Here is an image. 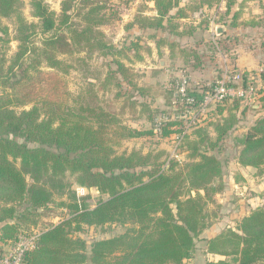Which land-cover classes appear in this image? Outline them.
<instances>
[{
  "label": "trees",
  "instance_id": "obj_1",
  "mask_svg": "<svg viewBox=\"0 0 264 264\" xmlns=\"http://www.w3.org/2000/svg\"><path fill=\"white\" fill-rule=\"evenodd\" d=\"M25 1H30L39 23L28 22L22 15ZM110 1L62 0L58 17L44 0H0V17L15 19L19 41L9 67L5 69V61H0V86L9 88L0 94V242L13 243L21 232L39 227L41 211L49 207L56 194L71 189L68 176L108 196L91 207L73 192L70 202L64 203L68 217L40 228L36 246L25 254V264H184L193 256L196 238L221 215L222 204L216 195L224 193L226 181L216 150L222 149L239 125L238 99L218 103L210 112L217 117L214 121L195 129L193 136L185 135L192 158L185 163L173 159L161 162L160 156L152 153L117 152L123 140L155 132L154 127L137 129L125 118L144 115L157 125L156 110L139 98L149 94L150 87L139 86L134 70L123 61L110 59L105 77L91 84L96 102L86 106L78 104L79 100L70 103L67 81L60 75L69 65L60 55L86 51L116 56L132 50L142 59L141 49L151 52L143 39L127 48H117L105 40L98 26L108 21L104 9H109ZM151 1L157 13H137L130 28L150 32L145 40L167 45L175 54L179 45L175 38L195 37L198 29L197 25L180 28L178 20L187 17L188 11L210 8L221 0ZM226 1V11L218 20L231 15L230 23L224 22L236 32L240 25H248L239 20L251 0ZM261 23L264 20L257 25ZM38 34L43 35L40 44L35 41ZM189 46L193 49L190 56L180 46L186 53L184 61L191 68H201L208 51ZM242 75V84L247 85V74ZM123 82L138 94L122 90ZM191 84L194 95L212 88ZM169 91L179 99L174 88ZM183 125L182 119L160 122L161 137L181 133L183 127L179 126ZM237 141L242 167H264V115ZM114 223L132 226L90 245L76 234L85 226ZM206 250L208 255L231 256L237 264L264 262V207L251 210L237 229L228 227L208 238ZM208 264L229 263L212 259Z\"/></svg>",
  "mask_w": 264,
  "mask_h": 264
},
{
  "label": "rangeland",
  "instance_id": "obj_2",
  "mask_svg": "<svg viewBox=\"0 0 264 264\" xmlns=\"http://www.w3.org/2000/svg\"><path fill=\"white\" fill-rule=\"evenodd\" d=\"M44 1L58 17L61 16L62 0ZM189 1L191 0H183L184 3H188ZM251 1L250 5H248L249 1L246 2V6L243 7V13L240 18V20L244 19L241 21L248 22V25H240L234 34H229V36L225 38L227 42L219 45L220 47L215 46L214 44L210 45L205 41V38L200 39L201 36L199 35L198 37V34H196L197 39H199L197 41L201 42L199 45L201 49L200 51H208L209 53L204 57L207 66L210 68H212V66H221L224 62L220 56L227 53L230 55L232 54L229 61L232 59L235 60V57L240 54L243 56V59L247 61L251 60L255 65L252 66L249 71L239 67L227 68V70H233L235 73L242 74L244 72L247 74L248 81L247 85L244 86L249 89L250 93L245 95L244 98H237L240 102L239 125L231 132L230 136L222 145V149L219 152L216 150L219 158L223 161L226 181V189L224 193L216 195V199L222 204L221 215L212 226L196 238L195 248L192 253L193 256L191 259L185 261L184 264H208L209 259H224L229 264H237L231 256L221 257L218 255H208L206 250L207 239L216 236L225 228L231 227L237 229L241 219L249 214L251 210L260 206L264 207V167H242L239 164V152L241 146L237 141L239 137H243L250 127L249 125H252L258 117L264 115V100H261L264 96V23H261L262 25H257V23L264 20V0L261 2H257V0ZM220 2L217 4L219 5ZM202 9L204 10V16H206L204 19L214 14L212 11L213 9L211 11L209 8L203 7ZM200 10L193 12L188 11L187 17L180 18L178 20L181 25L180 28L184 27V29H190L189 27L195 26V21L199 19L195 16V13ZM141 11L145 15H155L157 13L154 10L153 2H150V0H111L109 3V9H104L108 21L99 25L98 28L104 33V38L108 43L113 44L117 48H127L136 43L135 41L137 39H144L145 35L150 33L147 31H140L138 27L130 28V24L134 20L135 15ZM21 13L28 22L39 23L38 18L33 15V8L30 1H25L21 7ZM0 21V36L2 37L0 39V61H5L4 68L7 69L13 62L18 51L19 41L16 39L17 25L14 18L0 17ZM75 21L78 22V19H75ZM2 28H7L8 32L4 33ZM42 37V34H38L35 37L37 44L41 43ZM170 37L172 39L175 38L174 36ZM175 39V41L179 42L174 54L176 60L170 58L172 54L167 55V61L166 58H164V55L156 56L155 58L147 57V59H145L144 56L147 54L145 48L141 49V55L143 56L142 59L136 57L134 54L135 52L132 50L126 51L125 55L119 54L116 56H104L99 52L90 54L86 51H77L73 54L60 55L65 64L67 66L69 65L68 71L60 72V75H62L67 81L68 90L71 93L70 103H75L74 101L79 100L78 104L80 103L86 106L89 102H96L93 91H91V84L98 82V80L101 81L105 77L109 69L107 62H109L110 59L112 61L114 58L123 61L134 70V74H136L134 81H136L139 86L150 87L149 94L141 97L139 95V98L141 101L150 103L151 107L156 110L155 122L157 125L150 123L144 115L138 119L129 116L128 118H125V121L137 129L148 130L154 127V135L123 140L122 143L117 146L118 153H130L132 151H138L144 155L152 153L154 155H159V161L164 162L168 160L171 154H176V137L179 134L175 133L168 137H161L162 130L159 129L160 127L158 126L160 122L182 119L184 123L189 119L188 121L191 123V128L188 130L187 134L193 136V131L195 129L207 125L217 118L215 115L213 116L211 114L217 108V104L209 105L206 112H203L200 115L198 114L192 119L185 117V114L181 116L183 112L187 113V109L183 105L176 103L177 99H174L173 96L170 95L169 89L174 88L177 94V80L185 74L189 75L190 86L192 85L191 83H193L194 80L191 76V68L184 61V55H186V53L188 55L190 54V49H193L190 48L191 46H189V44L191 45L196 39L188 36ZM151 40L153 42L155 41L154 39ZM180 44L184 46L183 50L186 52L185 54L182 52ZM164 47L169 46L164 45ZM232 47H234L233 51H231ZM167 53L168 52H166V54ZM160 59H165L162 61L164 65L160 64ZM112 66L117 67L115 63H112ZM47 68L48 67L44 65V69L46 70ZM218 69L214 70V72H216V78H214L215 81L211 80L213 82L210 81L205 84L204 86L206 88L214 86L217 83V80H220L227 71L221 73L218 72ZM96 79L98 80L96 81ZM239 80H237L235 84L243 86V75L241 80ZM121 88L122 90L124 88V91L138 94V91L131 86L129 87L126 82L122 83ZM8 90L9 88L0 86V94ZM202 91L204 90H200L199 93ZM31 106L32 105L30 104L26 106V108H30ZM210 130L213 133V127ZM182 151L183 157L181 160H178V162L185 163L192 160L190 156L191 150L189 149L186 140H183ZM67 180L72 183L71 189L55 195L54 200L50 203L49 207L41 211L39 227L35 229L40 230L42 227L58 223L67 218L69 215V209L66 208L64 203L70 202V195L73 192H75L78 197H81L82 203L85 201L91 207L96 206L101 200L108 198L107 195L101 193L96 187L87 188L77 184L75 178L72 176H68ZM173 207L176 211V206ZM131 226L132 224L124 225L117 223L104 226H85L83 231L76 234L87 240L90 245L95 240L110 238L121 234ZM25 229L28 228H24L23 230ZM29 230L30 231L21 232L19 236L30 233L34 229L30 228ZM256 264H264V262Z\"/></svg>",
  "mask_w": 264,
  "mask_h": 264
},
{
  "label": "built area",
  "instance_id": "obj_3",
  "mask_svg": "<svg viewBox=\"0 0 264 264\" xmlns=\"http://www.w3.org/2000/svg\"><path fill=\"white\" fill-rule=\"evenodd\" d=\"M220 9V8H219ZM219 9L214 10V14L208 19L214 23L219 16ZM198 18H204V10H200L195 13ZM242 74L235 73L233 70H227L224 76L217 83L207 91H202L200 95H194L190 93V77L185 74L177 80V102L187 109L185 117L192 119L198 114L206 112L207 108L211 104H218L226 100H234L237 98H244L245 95L250 93L249 89L244 85H236L237 80H241ZM239 80V81H240ZM187 120V119H185ZM189 120V119H188ZM184 122L183 130L176 137L175 152L168 158L170 160H181L183 157V140L187 135L188 130L191 128L189 121ZM160 127V126H159ZM160 129V128H159ZM40 230L34 229L32 232L23 234L14 241L8 249L4 250L0 254V264H25V254L32 250L40 237Z\"/></svg>",
  "mask_w": 264,
  "mask_h": 264
},
{
  "label": "crops",
  "instance_id": "obj_4",
  "mask_svg": "<svg viewBox=\"0 0 264 264\" xmlns=\"http://www.w3.org/2000/svg\"><path fill=\"white\" fill-rule=\"evenodd\" d=\"M251 2L252 1H249L248 5H250ZM226 4H227V1L226 0H222L219 5L215 4V5H213L212 7L209 8L210 11L213 9L212 11L214 12V10H216V8L219 9V7H220L219 16L214 21V23L212 21H210L208 18L204 19L203 17L199 18V19H197L195 21V24L198 26V29H197V32H195V35H194L195 38L191 37L193 39H196V41H193L191 43L192 45H194L196 47H200L199 45L201 44V42L197 41L199 39H197V37H196L197 35L196 34H198V37H199V35L201 36L200 39L205 38V41L208 42L210 45L214 44L215 46L220 47L219 45H222L223 43L227 42L225 40V38L227 36H229V34L231 35V34L235 33V32H232V30H229L228 26H226V24H225V22L230 23L231 15L224 16V18H225L224 20H218L221 17V15L226 11ZM241 20H244V19H241ZM221 26L224 27L223 28V32L219 33L218 28L221 27ZM203 36H205V37H203ZM142 43L143 44L147 43V45H149V47L151 48V52L145 54V56H144L145 59H147V57L155 58L156 56L164 55V58H166V61H167V55H171V54L172 55L170 56V58L173 59V60L175 59L174 58L175 57L174 53H172V51L170 50L169 47L159 46L155 42H153L152 40H148V39L147 40L143 39ZM164 48H165V50H164ZM233 48L234 47H232L231 51H233ZM166 52H168V53L166 54ZM231 55L229 53H227L225 55H221L220 56V57H222L223 62H224V63L221 64V66H212V68H210L209 66H207V64H206L207 62H206L199 69H194V68L190 67L191 68V76L193 77V80H194L193 83L197 84V86H203V85L209 83L211 80L215 81L214 78H216V76H215L216 72H214V70L218 69V68H219L218 72H221V73L226 71L228 67H231V68L232 67H239L241 69L249 71L250 68L255 65V63L251 62V60L247 61V60L243 59V56H241L240 54L235 57V60L232 59L231 61H229V58L232 57ZM164 60L165 59H160L159 60L161 65L163 64L162 61H164ZM211 82H213V81H211ZM10 244L11 243H2V242H0V250L1 249H3V250L8 249ZM209 260H212V259H209Z\"/></svg>",
  "mask_w": 264,
  "mask_h": 264
},
{
  "label": "water",
  "instance_id": "obj_5",
  "mask_svg": "<svg viewBox=\"0 0 264 264\" xmlns=\"http://www.w3.org/2000/svg\"><path fill=\"white\" fill-rule=\"evenodd\" d=\"M223 28H224L223 26H221V27L218 28L219 33H222L223 32Z\"/></svg>",
  "mask_w": 264,
  "mask_h": 264
}]
</instances>
